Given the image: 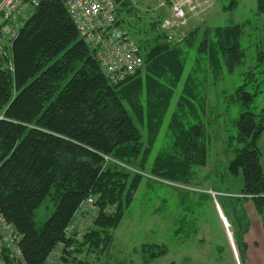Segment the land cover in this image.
<instances>
[{"label": "trees", "instance_id": "1", "mask_svg": "<svg viewBox=\"0 0 264 264\" xmlns=\"http://www.w3.org/2000/svg\"><path fill=\"white\" fill-rule=\"evenodd\" d=\"M113 2L117 19L129 29L116 4L120 0ZM256 11L264 14V0H256ZM165 17L155 24L152 47L129 33L143 66L118 84L109 81L80 38L63 0H41L19 29L8 59L0 61V213L21 234L26 264H43L61 242L63 264L84 244L91 251L106 249L109 231L118 227L145 177L180 184L192 167L205 166L204 128L181 121L195 99L186 82L168 127L174 153L157 157L150 171L144 169L184 72L182 44L171 46L159 30ZM214 33L232 71L243 57L240 27ZM209 58L217 65L212 49ZM236 96L244 109L235 124L241 148L227 169L232 176L241 174V198L252 200L263 214L264 171L257 142L264 132V111H248L254 96L242 88ZM141 127L147 131L145 146ZM89 195L99 213L80 248L71 250L65 229ZM47 198L55 209L38 227L35 213ZM106 209L113 212L107 215ZM146 249L157 250L148 253L149 260L165 255L156 245L143 247V253Z\"/></svg>", "mask_w": 264, "mask_h": 264}, {"label": "rangeland", "instance_id": "2", "mask_svg": "<svg viewBox=\"0 0 264 264\" xmlns=\"http://www.w3.org/2000/svg\"><path fill=\"white\" fill-rule=\"evenodd\" d=\"M169 1L120 0L116 4L129 28L126 30L152 47L149 40L155 41V24L167 14L160 4ZM212 1L213 6L197 20L191 19L185 30L190 38L186 40V35L180 44L183 77L144 169L150 171L157 157L173 151L174 136L168 127L186 82L195 99L191 108L184 109L181 121L187 127L204 128L205 166L192 167L188 180L180 184L145 177L120 224L109 231L106 249L91 251L90 245L84 244L81 251L68 257L69 264H264V213L257 211L252 200L241 198L242 176H232L227 169L235 150L241 148L235 139V124L244 109L237 90L242 88L254 96L248 111L255 115L264 111V14L257 13L256 0ZM232 26L240 27L238 43L243 57L230 71L217 49L214 30ZM211 49L216 52L217 65L209 58ZM141 129L145 146L147 131ZM257 145L264 171V132ZM54 209L53 201L45 199L36 210V226L45 223ZM104 212L109 215L113 211ZM83 219L87 223L90 217ZM95 219L89 221L86 233ZM75 241L73 248L80 246L83 238ZM153 245L165 249V255L149 260L148 253L157 250L143 253L142 248Z\"/></svg>", "mask_w": 264, "mask_h": 264}, {"label": "built area", "instance_id": "3", "mask_svg": "<svg viewBox=\"0 0 264 264\" xmlns=\"http://www.w3.org/2000/svg\"><path fill=\"white\" fill-rule=\"evenodd\" d=\"M40 1H0V61L8 59L19 29ZM63 3L80 38L109 81L118 84L134 77L142 67V57L138 45L117 19L113 0H63ZM160 6L167 8L168 13L160 22L159 30L168 44L176 45L182 43L187 35L185 29L188 21L199 18L213 6V1L170 0L168 4L161 3ZM98 213L95 197L89 195L79 205L74 219L65 229V239H71L72 244L73 241L78 242L75 239L80 242L87 232L85 228L90 226L89 221L95 219ZM87 216L90 219L86 223L83 218ZM21 240V234L0 213V264H26L20 247ZM64 246L65 243L61 242L43 264H60L64 259L61 253Z\"/></svg>", "mask_w": 264, "mask_h": 264}, {"label": "crops", "instance_id": "4", "mask_svg": "<svg viewBox=\"0 0 264 264\" xmlns=\"http://www.w3.org/2000/svg\"><path fill=\"white\" fill-rule=\"evenodd\" d=\"M262 160H263V154H262V158H261V163H262V168H263V162H262Z\"/></svg>", "mask_w": 264, "mask_h": 264}]
</instances>
